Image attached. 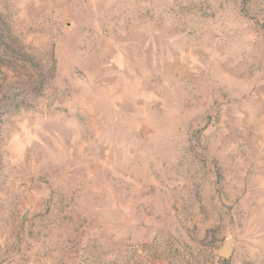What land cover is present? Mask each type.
Masks as SVG:
<instances>
[{"label":"rangeland","instance_id":"1","mask_svg":"<svg viewBox=\"0 0 264 264\" xmlns=\"http://www.w3.org/2000/svg\"><path fill=\"white\" fill-rule=\"evenodd\" d=\"M0 264H264V0H0Z\"/></svg>","mask_w":264,"mask_h":264},{"label":"water","instance_id":"2","mask_svg":"<svg viewBox=\"0 0 264 264\" xmlns=\"http://www.w3.org/2000/svg\"><path fill=\"white\" fill-rule=\"evenodd\" d=\"M233 250L232 241L230 239H225L222 245L217 250V255L223 259L230 257Z\"/></svg>","mask_w":264,"mask_h":264}]
</instances>
